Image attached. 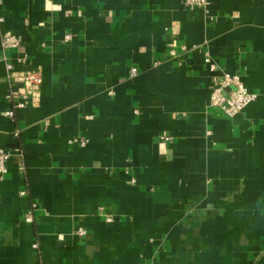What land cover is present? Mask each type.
Instances as JSON below:
<instances>
[{
	"label": "crops",
	"instance_id": "1",
	"mask_svg": "<svg viewBox=\"0 0 264 264\" xmlns=\"http://www.w3.org/2000/svg\"><path fill=\"white\" fill-rule=\"evenodd\" d=\"M0 16L15 69L43 78L9 116L25 88L0 62V146L21 152L0 264H264V0H1ZM223 72L257 94L234 117L210 105Z\"/></svg>",
	"mask_w": 264,
	"mask_h": 264
},
{
	"label": "built area",
	"instance_id": "2",
	"mask_svg": "<svg viewBox=\"0 0 264 264\" xmlns=\"http://www.w3.org/2000/svg\"><path fill=\"white\" fill-rule=\"evenodd\" d=\"M186 6L189 7H202L207 8L211 4V0H182ZM1 3V0H0ZM4 21V17L0 16V23ZM71 35L67 34L65 40L69 41ZM19 46V39L15 34L5 32L1 36L0 43V62H4L5 66V77L9 83L13 84L16 82L23 83L24 92L16 97L13 93H8L7 99L13 101V109L7 111V115L13 116L14 109L25 107L29 102L34 100L37 92H39L40 86L42 84L43 78L42 74L39 71H17L14 64L9 60L7 52L10 49L16 48ZM210 63V58L206 59ZM211 68L214 71L216 65L211 63ZM138 73L137 68H131L130 76H136ZM213 90L210 96V105L222 110L227 116L234 117L241 113L250 103L254 102L257 99V94L249 92L244 83L237 76H233L229 73L223 72L220 75L214 78ZM108 94L110 96L114 95L113 90H109ZM19 131L15 132V135H18ZM71 144H77L81 147H84L88 139H75L70 141ZM19 151L18 148L14 152ZM12 150L4 149L0 146V180H3L4 176L8 172V160L14 153ZM22 195L26 194L25 190L21 191ZM35 205L30 206L23 218L27 223L34 222L33 210ZM112 218H107V221H111ZM79 236H84L86 230L79 228L77 230ZM33 248L37 251L39 250V244L37 242L33 243Z\"/></svg>",
	"mask_w": 264,
	"mask_h": 264
}]
</instances>
